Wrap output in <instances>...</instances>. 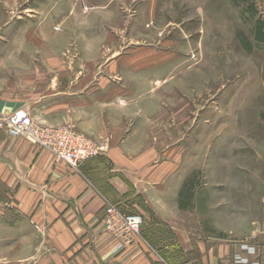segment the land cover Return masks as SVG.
Returning <instances> with one entry per match:
<instances>
[{
  "label": "rangeland",
  "instance_id": "obj_1",
  "mask_svg": "<svg viewBox=\"0 0 264 264\" xmlns=\"http://www.w3.org/2000/svg\"><path fill=\"white\" fill-rule=\"evenodd\" d=\"M0 38L1 70L9 71L2 89L28 76L19 75L28 71L17 61L24 55L45 61L53 76L62 71L60 87L75 74L93 73L97 81L102 72L134 90L135 101L116 100L124 105L128 130L137 121L140 150L161 164L166 185L179 183L173 197L179 208L160 211L178 222L175 228L188 227L195 236L187 240L191 248L200 245L198 236L244 232L240 247L250 252L252 228L259 235L264 229V0H0ZM40 124L77 131L69 123ZM84 136L106 147L95 157L110 168L105 156L112 138ZM122 180L129 194L104 199L102 226L104 208L113 204L142 216L148 249L178 253L176 229L159 223L136 193L139 186ZM9 199L0 184V264H40L38 235ZM183 210L190 217L184 223ZM202 215L210 224L198 221ZM247 258L238 254L239 264Z\"/></svg>",
  "mask_w": 264,
  "mask_h": 264
},
{
  "label": "crops",
  "instance_id": "obj_2",
  "mask_svg": "<svg viewBox=\"0 0 264 264\" xmlns=\"http://www.w3.org/2000/svg\"><path fill=\"white\" fill-rule=\"evenodd\" d=\"M17 61L28 70L19 72V75L28 76L16 83L8 80L14 87L6 84L7 88L2 89L0 86V114H11L27 107L34 120L69 123L81 133L112 138L105 156L110 168L103 166L101 159L104 157L101 156L86 161L74 170L49 151L0 128V184L5 186L7 196L12 198L9 199L11 210L17 206L18 217L28 223L30 229L32 227V235L37 233V252L42 255L40 264H239L238 254L242 259L247 256L250 260L243 264H264V229L259 235V230L252 228L250 236L255 242L251 243L248 253L240 247L239 236H243L244 232L238 236L233 232H214L213 237L198 236L200 245L191 248L187 240L195 239V236L187 231L188 227L182 226V230L181 227L175 228L174 224L178 222L160 211L164 207L168 211L179 208L173 199L179 183L174 187L166 185V178L160 175L161 164L157 166L156 159L140 150L144 138L134 131L137 121L134 120L128 130V115L121 110L124 105L116 100L135 101L134 90H127L121 80L105 76L102 72L98 73L97 81L93 73L75 74L72 76L75 81L64 88L57 80L62 71L53 76L46 70L45 61L37 64L24 55L19 56ZM1 69L0 64V80L7 79L9 71L2 72ZM26 79L34 83L27 85ZM130 112L134 113V110ZM106 178H109V184H106ZM122 178L134 187L139 186L136 193L143 195L159 223L176 229L175 237L182 245L178 253L158 252L152 246L148 249L141 232L139 239L124 245L121 240L103 231L104 199L129 194L130 186ZM204 187L206 195L207 185ZM261 198L262 191L257 194L259 206ZM188 211L183 210V223L190 219L186 214ZM198 221L210 224L203 215L198 217ZM146 234L149 237V233ZM150 242L158 247L151 238ZM194 253L198 257H193Z\"/></svg>",
  "mask_w": 264,
  "mask_h": 264
},
{
  "label": "built area",
  "instance_id": "obj_3",
  "mask_svg": "<svg viewBox=\"0 0 264 264\" xmlns=\"http://www.w3.org/2000/svg\"><path fill=\"white\" fill-rule=\"evenodd\" d=\"M0 128L21 135L31 144L49 150L75 169H79L78 167L86 160L106 149L103 144L93 143L77 131L67 128L53 131L52 128L41 125L32 118L27 107L11 114H0ZM262 204L264 211V196ZM143 223L141 215L127 214L113 204L104 208L103 227L124 245L137 240Z\"/></svg>",
  "mask_w": 264,
  "mask_h": 264
}]
</instances>
